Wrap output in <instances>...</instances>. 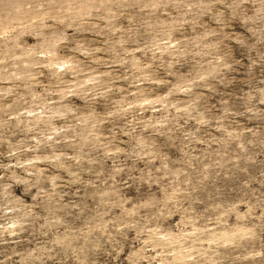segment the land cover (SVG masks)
<instances>
[{"label": "clouds", "instance_id": "9594fccd", "mask_svg": "<svg viewBox=\"0 0 264 264\" xmlns=\"http://www.w3.org/2000/svg\"><path fill=\"white\" fill-rule=\"evenodd\" d=\"M0 264H264V0H0Z\"/></svg>", "mask_w": 264, "mask_h": 264}]
</instances>
